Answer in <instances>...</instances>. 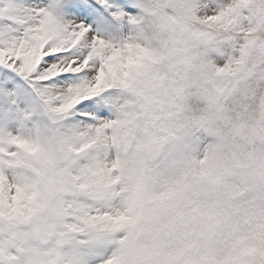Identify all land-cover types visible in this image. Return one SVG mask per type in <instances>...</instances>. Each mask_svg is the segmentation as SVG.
<instances>
[{"label":"clouds","instance_id":"clouds-1","mask_svg":"<svg viewBox=\"0 0 264 264\" xmlns=\"http://www.w3.org/2000/svg\"><path fill=\"white\" fill-rule=\"evenodd\" d=\"M69 3L0 0V30L60 46ZM116 20L78 46L101 80L0 79V264H264V0Z\"/></svg>","mask_w":264,"mask_h":264},{"label":"snow or ice","instance_id":"snow-or-ice-1","mask_svg":"<svg viewBox=\"0 0 264 264\" xmlns=\"http://www.w3.org/2000/svg\"><path fill=\"white\" fill-rule=\"evenodd\" d=\"M99 2L108 9L113 17H117L119 5L110 3V0H99ZM124 2L126 4V0ZM71 5V10L80 15L76 17L75 25L69 26L70 39L64 41L60 46L51 47L47 44L37 45L32 42L39 41L40 36H33L31 41L27 38L21 41L6 40L5 33L0 30V79L8 77L14 81L16 78H20L37 87L57 85L65 86L69 91H72L73 88L80 86V78L85 75L89 77L97 75L98 81L103 78L102 70L97 74L95 69H79L77 67L79 60L76 58L84 59L85 65L90 62L91 56L83 57V50H78V46L84 38L93 42L100 41L103 44L104 41L97 34L93 23L104 24L105 21L99 20L93 15L92 10L96 5L91 4L90 0H71ZM128 11H133V9L129 8ZM89 20H92L93 23H89ZM9 31L11 30L9 29ZM5 44L9 46L5 47ZM8 87H11V83L8 84ZM67 106L71 107V105ZM93 108V98H81L79 102L75 103V109L79 110L81 115H86ZM57 110L62 111V109ZM100 114H104L102 110Z\"/></svg>","mask_w":264,"mask_h":264},{"label":"rangeland","instance_id":"rangeland-1","mask_svg":"<svg viewBox=\"0 0 264 264\" xmlns=\"http://www.w3.org/2000/svg\"><path fill=\"white\" fill-rule=\"evenodd\" d=\"M91 4H94L96 5L95 8H93L92 12H93V15L98 18L99 20H102V21H105L104 24H101V23H93L92 20H89L88 22L89 23H93V27L94 29L99 33V32H105V31H111L114 29V27L116 26L117 24V20L115 17H113L111 15V13L108 11V9H106L104 7V5H101L99 0H90ZM110 3L112 4H117L119 6H124L125 5V2L124 0H110ZM72 5L71 3H69V5L67 6V13L70 15V17L75 21H76V17L78 15H80L79 13L75 12V11H72ZM6 82L7 84H10L11 83V87L9 88H12L13 85L15 84V86L17 88H19L22 84H23V80L20 79V78H16L14 81L11 80L10 81H4Z\"/></svg>","mask_w":264,"mask_h":264}]
</instances>
